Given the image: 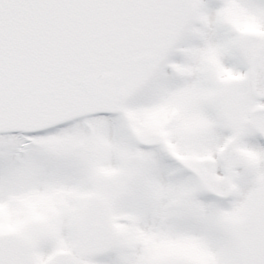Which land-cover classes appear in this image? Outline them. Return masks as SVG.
I'll use <instances>...</instances> for the list:
<instances>
[{"label":"rangeland","instance_id":"obj_1","mask_svg":"<svg viewBox=\"0 0 264 264\" xmlns=\"http://www.w3.org/2000/svg\"><path fill=\"white\" fill-rule=\"evenodd\" d=\"M253 60L264 87V0H191L176 48L128 107L138 139L156 144H131L121 115L89 120L99 133L93 145L82 121H73L40 137L23 169L13 161L17 141L0 138V230L30 239L39 264L69 248L90 264H264V191H242L247 199L227 209L230 217L222 213L227 234L240 241L224 243L220 204L205 199L200 181L189 182L187 173L173 180L161 146L170 141L171 153L202 173L203 103L216 92L210 83L243 77L240 70ZM134 146L141 158H132ZM128 170L132 178L124 181ZM94 172L97 191L88 187ZM91 209L118 225L105 246L80 250L81 213Z\"/></svg>","mask_w":264,"mask_h":264},{"label":"water","instance_id":"obj_2","mask_svg":"<svg viewBox=\"0 0 264 264\" xmlns=\"http://www.w3.org/2000/svg\"><path fill=\"white\" fill-rule=\"evenodd\" d=\"M188 2L0 0V134L122 111L170 51ZM107 237L91 216L80 240ZM33 262L23 238L0 235V264ZM57 264L85 263L65 252Z\"/></svg>","mask_w":264,"mask_h":264},{"label":"flooded vegetation","instance_id":"obj_3","mask_svg":"<svg viewBox=\"0 0 264 264\" xmlns=\"http://www.w3.org/2000/svg\"><path fill=\"white\" fill-rule=\"evenodd\" d=\"M250 63L251 75L217 82L218 96L206 103L207 153L200 178L203 191L224 205H235L238 191H264V87L254 75L257 61ZM185 170L198 174L188 164Z\"/></svg>","mask_w":264,"mask_h":264}]
</instances>
